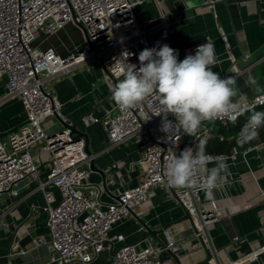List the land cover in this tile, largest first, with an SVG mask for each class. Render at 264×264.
Wrapping results in <instances>:
<instances>
[{
	"label": "built area",
	"instance_id": "2783aa9c",
	"mask_svg": "<svg viewBox=\"0 0 264 264\" xmlns=\"http://www.w3.org/2000/svg\"><path fill=\"white\" fill-rule=\"evenodd\" d=\"M143 2L0 0V79H5L0 106L19 99L27 116L18 130L11 132L7 139H0V197L5 193L18 196L20 183L28 177L39 181L38 187L46 197L43 209L47 214L52 247L48 261L40 264L74 261L87 264L109 245L114 248L111 264H164L163 252L177 253L180 248L171 228L164 230L167 239L164 244L148 238L144 244L130 243L124 234H118L115 239L110 236L118 222L134 217L133 211L142 217L143 206L158 190L166 191L187 210L193 236L211 254L209 264H228V261L239 264L238 260L224 257L228 247L219 249L214 244L211 228L224 213L215 194L214 199L203 200L198 187L199 177L197 184L189 189L167 186L164 175L167 158L193 146L187 141L189 135L182 131L170 134L166 139V134L160 131L161 117L153 116L146 121L159 106L158 101H145L128 110H121L112 103L102 116H84L88 124L103 125L110 147L136 142L143 148L142 156L136 162L141 167L138 183L118 191L112 201H104L101 186L90 179L91 163L97 155L87 151L86 139L74 132V121L63 114V103L52 90L51 81L56 77L81 67L91 70L94 63L104 66V82L110 89L122 78L118 77L116 68L122 52L131 53L129 62L139 66L138 55L145 48L168 44L175 49L169 42L173 32L169 12L157 0L160 14L146 23L139 9ZM68 23L76 24L83 31L85 42L82 46L61 55L53 47L42 49L36 45L42 33L53 34ZM203 43L206 40L192 46L188 54L194 55L197 46ZM239 103L240 108L235 113L203 121L201 125L236 121L245 111L263 105L264 93L244 98ZM168 119L175 120L171 114ZM209 132L205 129L194 140H204ZM260 147H264V141L247 149ZM238 153L239 149L234 147L232 156L236 157ZM206 154L213 160L217 156H226ZM41 162L48 165L43 179L39 176ZM50 188L58 190L59 200ZM5 215L6 210H0L2 225H7ZM34 241L39 246L46 241V236L40 235ZM263 252L264 246L256 248L245 256V264H264L260 258Z\"/></svg>",
	"mask_w": 264,
	"mask_h": 264
},
{
	"label": "crops",
	"instance_id": "0c3cea01",
	"mask_svg": "<svg viewBox=\"0 0 264 264\" xmlns=\"http://www.w3.org/2000/svg\"><path fill=\"white\" fill-rule=\"evenodd\" d=\"M170 14L173 32L170 44L183 60L191 47L210 36L215 44L218 63L213 69L222 77L234 74L240 95L254 98L264 93V0H158ZM142 19L149 23L160 14L157 0H144L139 5ZM85 42L83 31L74 23L53 34H41L36 41L42 49L53 47L57 53L66 55L82 46ZM53 92L63 103V114L77 123L78 129L87 134L88 145L97 156V167L107 173L108 188L103 186V177L93 171L91 181L102 188V200L112 201L120 190L128 189L138 183L141 167L136 162L141 158L143 148L136 142L109 146L107 133L100 123L88 124L84 116L94 114L102 116L105 109L114 101L110 89L104 82V66L91 64V70L78 68L71 73L56 77L51 81ZM5 91V79H0V95ZM12 105L14 112L10 116L7 139L26 121V112L19 99H12L3 105ZM59 125H62L59 123ZM216 123L200 125L196 135L205 129L210 132L204 140H194L196 135L188 136V142H204L211 135ZM259 144V143H258ZM249 145L239 149L236 157L232 150L225 153L228 171L224 173L226 182L222 190L214 194L219 199L224 213L215 221L211 235L217 248L228 247L225 258L238 260L245 264V256L258 247L264 246V147L251 148ZM246 149L248 151H246ZM246 151V152H245ZM217 154V153H213ZM211 163L209 167H213ZM48 172V165L40 164V178ZM39 181L28 177L19 185L18 196L7 193L0 197V210H6L4 221L0 224V264H40L49 259L52 250L47 228V214L44 211L46 197L38 187ZM54 191L57 200L58 190ZM203 200L205 194L202 191ZM142 218L151 228L159 230L171 224L180 248L177 253L183 264H209L207 250L193 236L191 222L183 219L184 207L166 191L157 193L143 206ZM124 234L130 243H145L148 238L155 243L160 239L166 242L163 231L157 237L143 228L134 217L118 222L110 232L115 239ZM46 236V241L37 246L34 239ZM238 239H235V238ZM230 247V248H229ZM114 248L107 246L92 262L87 264H111ZM264 260V252L260 255ZM164 264H176L171 251L162 254ZM68 264H84L74 261ZM228 264L230 262L228 261ZM253 264H259L255 262Z\"/></svg>",
	"mask_w": 264,
	"mask_h": 264
},
{
	"label": "clouds",
	"instance_id": "9594fccd",
	"mask_svg": "<svg viewBox=\"0 0 264 264\" xmlns=\"http://www.w3.org/2000/svg\"><path fill=\"white\" fill-rule=\"evenodd\" d=\"M195 54H187L179 60V53L168 44L145 48L139 55V66L129 62L131 53L124 51L117 61L118 79L110 88L111 98L121 110L155 99L156 107L146 121L153 116L161 117L160 131L166 134L183 132L196 135L203 121L231 115L240 108V95L234 76L222 77L213 69L218 58L212 39L206 38ZM171 114L175 120H169ZM234 122V121H233ZM264 127V111H255L237 135V144L243 147L259 136ZM213 163V167L209 164ZM227 157L213 160L202 144L186 147L167 158L164 175L168 187L189 189L197 184L205 198L214 199V193L222 190L228 171Z\"/></svg>",
	"mask_w": 264,
	"mask_h": 264
},
{
	"label": "trees",
	"instance_id": "16d2710c",
	"mask_svg": "<svg viewBox=\"0 0 264 264\" xmlns=\"http://www.w3.org/2000/svg\"><path fill=\"white\" fill-rule=\"evenodd\" d=\"M255 111H264V104L245 111L236 121L227 124L216 123L212 135L204 142H190L195 149L197 144H202L206 153L225 154L234 147L242 149L249 145H256L264 141V127L259 130V136L241 147L237 144V135Z\"/></svg>",
	"mask_w": 264,
	"mask_h": 264
},
{
	"label": "water",
	"instance_id": "95a60500",
	"mask_svg": "<svg viewBox=\"0 0 264 264\" xmlns=\"http://www.w3.org/2000/svg\"><path fill=\"white\" fill-rule=\"evenodd\" d=\"M116 82H118V81H116ZM58 119L64 124V122H63L62 119H60L59 117H58ZM73 129H74V132L77 134V136H82V137H84V138L86 139V141H87V151H88L89 153H91V150H90L89 145H88L87 134L81 132V131L78 129V127H77V123H75ZM91 169H92L93 171L99 172V173L102 175V177H103V186H104V188H105L106 190L109 191V188H108V180H107V173H106L103 169L97 167L96 164H95V162H94V160H93L92 163H91ZM184 210H185V216H184L183 219H190V215H189V213L187 212V210H186L185 208H184ZM132 214H133V216L136 218V220L140 223V225H141L143 228H145V229L147 230L146 237H148L150 234H153V235L159 237L158 235H159L160 233H162L165 229H167V228L171 225V224H167V225L164 226V228L159 229V230H156V229L151 228V226H149V225L146 223V221H145L141 216H139L136 212L133 211ZM159 240H160V243H161V244H164V243H165L162 239L159 238ZM112 252H113V255H114V251H113V249H112ZM172 253H173V255H174V258H175V262H176V264H183V261H182L181 257H180L178 254L174 253V252H172ZM207 253H208V255H207V259L205 260L204 263H207V262L209 261V259L211 258V254H210V252L207 251Z\"/></svg>",
	"mask_w": 264,
	"mask_h": 264
},
{
	"label": "rangeland",
	"instance_id": "374dc122",
	"mask_svg": "<svg viewBox=\"0 0 264 264\" xmlns=\"http://www.w3.org/2000/svg\"><path fill=\"white\" fill-rule=\"evenodd\" d=\"M12 112H14V109L10 104L0 107V138L8 135L6 131L10 125V116Z\"/></svg>",
	"mask_w": 264,
	"mask_h": 264
}]
</instances>
